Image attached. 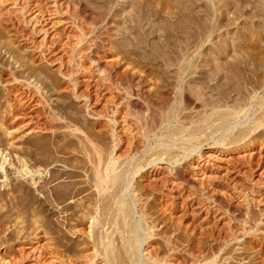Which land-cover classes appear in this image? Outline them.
<instances>
[{"label":"rangeland","instance_id":"rangeland-1","mask_svg":"<svg viewBox=\"0 0 264 264\" xmlns=\"http://www.w3.org/2000/svg\"><path fill=\"white\" fill-rule=\"evenodd\" d=\"M8 103L0 264L106 262L84 211L96 199L98 150L145 163L164 143L176 160L185 147L199 154L130 185L126 173L147 238L138 264L149 252L264 264V0H0V115ZM131 125L151 133L135 144ZM247 125H260L251 142L223 148ZM22 163L29 172L18 174Z\"/></svg>","mask_w":264,"mask_h":264},{"label":"bare ground","instance_id":"bare-ground-1","mask_svg":"<svg viewBox=\"0 0 264 264\" xmlns=\"http://www.w3.org/2000/svg\"><path fill=\"white\" fill-rule=\"evenodd\" d=\"M241 1V0H240ZM242 11V10H241ZM242 14V12H240ZM240 14V15H241ZM243 16V15H242ZM241 16V17H242ZM142 78V77H141ZM140 78V79H141ZM143 80V78H142ZM227 80V79H226ZM110 86V85H109ZM112 86V85H111ZM108 87V86H107ZM116 96V95H115ZM114 96V97H115ZM160 96V95H158ZM162 96V95H161ZM116 98V97H115ZM156 98V97H155ZM154 100V99H153ZM156 100V99H155ZM158 101V100H157ZM152 102V101H151ZM121 102H119L120 104ZM9 105L7 106L6 110H2L1 111V115H0V125L1 127L4 129V134L6 133L7 135H9L11 132L8 131L9 129L4 127V124L7 123V118H9L12 114V107L13 105L11 103H8ZM117 103V106L119 105ZM151 104V103H149ZM261 105V104H260ZM116 106V105H115ZM115 106L113 108H115ZM155 106V105H154ZM11 107V108H9ZM120 107V105H119ZM122 110V109H121ZM119 111L118 107L115 108V112L117 113ZM231 111V110H230ZM115 113V114H116ZM123 113V112H122ZM126 113V112H125ZM223 113V112H222ZM226 113V112H225ZM229 113V112H228ZM129 114V113H128ZM234 114V113H233ZM235 114H237L235 112ZM232 114H225L224 116L220 117L222 118V120L228 124L229 121L231 120ZM236 116V115H235ZM219 118V119H220ZM234 118V116H233ZM236 118V117H235ZM112 119H115L112 118ZM126 119V118H123ZM128 119V118H127ZM116 120V119H115ZM114 120V122H115ZM155 120V119H153ZM152 120V123L150 124V127H155V123ZM222 122V123H224ZM116 123V122H115ZM118 123V122H117ZM137 123V122H136ZM212 123V122H211ZM255 123V122H254ZM258 123V122H257ZM127 124V123H126ZM134 124V123H133ZM132 124V125H133ZM128 125V124H127ZM130 125V124H129ZM129 126L128 128H131L130 131H133V135L134 138L137 139L136 143H140L141 141L143 142L146 136H148V134L150 135V131L148 126H143L142 128L140 127V125L137 127ZM135 125V124H134ZM147 125V124H146ZM149 125V124H148ZM224 125V124H223ZM261 125V124H260ZM260 125L258 126H248L246 128H242L236 135V138L233 137L232 141H229L224 143L222 142L221 145L223 146V148H230L233 146V143H239L243 141V144H248V142L250 141V135L256 131ZM214 126V125H213ZM230 126V124H229ZM0 127V128H1ZM148 127V130L147 128ZM144 131H141V130ZM151 129V128H150ZM128 130V129H127ZM153 130V129H152ZM173 131V130H172ZM203 131V130H202ZM170 132V131H169ZM185 132V128H181L180 129H175L172 133L174 135H183V133ZM128 133V132H127ZM6 135V136H7ZM120 135V134H119ZM173 135V136H174ZM5 136V135H4ZM192 136V135H191ZM171 137V136H170ZM177 137V136H176ZM182 137V136H181ZM254 137V136H253ZM9 137H7L8 139ZM147 139V138H146ZM120 140V138H119ZM248 140V141H247ZM223 141V140H222ZM134 142V141H133ZM176 142V141H175ZM39 144V143H38ZM132 144V143H131ZM130 144V145H131ZM165 144V143H164ZM162 145V147H158L157 146L153 149H155L157 154V157L154 159L148 160L147 162L143 163L142 160H136L135 161V155H133L132 157H129L128 161L124 164V162L121 164L120 162H118V158H114L115 160H113V162H111V158L109 157V155L106 156L105 152L102 150L101 152H104L103 155L102 153L98 150L99 153H97L98 158L95 162L94 165V179H93V187L95 189V195H96V199L94 200V203L91 202L93 204H90L92 206V208L90 207V209L86 210L85 208V212L88 214L87 216H89V219L93 220L92 226H90L91 228H93V230L97 229L96 231L94 230L91 235L92 242L94 244V247L96 249V256H103L106 260V262H101V264H138L139 261L138 260V255H140V248L141 245L144 244L146 242V239H142L141 236H139V227L141 224V220L140 219H136L134 214H135V209L134 206L132 205V203H130L127 200V196L125 191L128 190V185L125 183L126 181V176L129 172L131 173V177L128 176L129 179V185L131 184V182L133 181V179L135 178V176H139V177H146L150 174H148V171L159 168L160 165L162 163H167L168 167L170 168H176V164L180 163L182 160L185 161L186 165H192V159L193 157V153H196L199 149V147H196L195 151H191L188 150L185 146L184 148V153L187 154L185 156L182 157V159L180 160H176V155H175V151L176 148L174 147V145ZM119 145L116 144L115 146L117 147ZM135 146V145H134ZM150 146V145H149ZM251 146V145H250ZM49 147V146H48ZM138 147V145H137ZM153 147V146H152ZM37 148V147H36ZM56 148V147H55ZM179 148H182L179 147ZM132 149V148H130ZM130 149H128L129 151H131ZM190 149V148H189ZM44 151V150H43ZM151 151V150H150ZM154 151V150H153ZM52 152V151H51ZM59 152V151H58ZM97 152V151H96ZM133 152V151H132ZM41 153V152H39ZM44 153V152H43ZM50 153V152H49ZM152 153V154H153ZM45 154V153H44ZM48 154V153H47ZM105 154V155H104ZM153 154V155H154ZM197 154H199L197 152ZM200 156V155H199ZM44 157V156H43ZM47 157V156H46ZM58 157V156H57ZM120 157V156H119ZM153 157V156H152ZM189 157H192V159H189ZM54 158V157H53ZM60 159V158H59ZM195 159V158H194ZM5 160L6 158L4 157V160L0 161V170L2 169V171H0V179L2 177L6 176V173H4V164H5ZM36 160V159H35ZM23 161V160H22ZM122 161V160H121ZM135 161V162H134ZM39 162V161H38ZM120 164L118 165L117 164ZM134 162V163H133ZM25 163V162H24ZM22 163V164H24ZM235 163V162H234ZM238 164V163H237ZM118 165V166H117ZM23 167H20L17 169L16 173H24V172H29L28 168L24 167L26 166V164L22 165ZM121 167V171H119L118 169ZM161 167H163L161 165ZM236 167V166H235ZM33 171V170H32ZM36 171V170H35ZM34 171V172H35ZM43 171V170H42ZM41 171V172H42ZM39 172V170L37 171ZM44 172V171H43ZM175 173V177L177 180H180L179 183L182 182H187L188 183V179L186 178V176H184V174H179V172L176 169ZM32 174V173H31ZM30 174V175H31ZM40 174V172H39ZM26 175V174H25ZM33 178V175H31ZM31 178V180H32ZM34 179V178H33ZM36 183V181H35ZM69 183V182H68ZM70 187V184H68ZM168 183V181L164 182V185H166ZM175 183V182H174ZM178 184V182H176ZM192 183V182H191ZM61 184V183H60ZM183 184V183H182ZM181 184V185H182ZM193 184V183H192ZM2 185H6L5 183ZM62 185V184H61ZM72 185V184H71ZM74 185V184H73ZM180 185V184H179ZM60 186V185H59ZM64 186H66L64 184ZM139 186V185H138ZM58 187V186H56ZM56 187L54 188V190L56 189ZM68 186H66L67 188ZM68 187V188H69ZM181 187V186H180ZM60 188V187H59ZM67 188V189H68ZM185 188V187H184ZM192 188V187H191ZM58 189V188H57ZM132 189V188H131ZM154 189V188H153ZM195 189V188H194ZM66 190V189H65ZM143 190V189H142ZM148 190V189H147ZM146 190V191H147ZM161 190V189H160ZM187 190V189H186ZM47 191V190H46ZM53 191V189H51V192ZM136 189L133 187L132 192L135 193ZM157 191V190H156ZM184 191V190H183ZM55 192H57L55 190ZM59 192L61 193V190L58 191L57 193L59 194ZM64 192V189H63ZM131 192V191H130ZM137 192V191H136ZM142 192V191H141ZM187 192L189 193V191L187 190ZM186 192V193H187ZM192 192V190H191ZM46 193V192H45ZM54 194V191L52 192ZM182 193V192H180ZM196 192L194 191L193 194H195ZM49 194V193H48ZM57 194V195H58ZM62 194V193H61ZM60 194V196H61ZM73 194V193H72ZM190 194V193H189ZM192 194V193H191ZM56 194H54L55 196ZM66 195V194H65ZM70 195V194H69ZM136 195V194H135ZM59 196V195H58ZM134 196V195H133ZM142 196V195H141ZM194 196V195H191ZM198 196V195H197ZM136 197V196H135ZM64 198V197H63ZM118 198V200H117ZM132 198V197H131ZM138 198V197H137ZM136 198V199H137ZM196 198V197H195ZM193 198V199H195ZM117 200V201H116ZM139 200L141 201V198L138 199L136 202H139ZM192 200V199H191ZM188 201V200H187ZM198 201V200H197ZM84 206V205H83ZM89 207V206H87ZM145 207V206H144ZM143 208V207H141ZM144 209V208H143ZM146 212V211H145ZM85 213V216H86ZM34 215V214H33ZM32 215V216H33ZM145 215V214H144ZM86 216V217H87ZM146 217V216H145ZM139 218V217H138ZM35 219V218H33ZM38 219V218H37ZM36 219V220H37ZM146 219V218H145ZM143 220V219H142ZM39 220H37L38 222ZM35 222V220H34ZM148 223V222H147ZM119 225V227H118ZM150 228V225H148ZM147 226V227H148ZM154 226V225H153ZM100 227L103 228V231H100L101 229H99ZM141 228V227H140ZM153 229V227L151 228ZM146 231V230H145ZM151 231V230H150ZM118 232V234H114ZM154 232V230L152 231ZM142 233V232H141ZM147 234V233H146ZM115 235V236H114ZM149 236H153L152 234ZM148 236V237H149ZM155 237V235L153 236V238ZM157 237V235H156ZM150 239V238H149ZM155 239V238H154ZM157 240V238H156ZM230 240V239H229ZM154 241V240H153ZM169 241V240H168ZM148 242V241H147ZM149 243V242H148ZM146 245V243H145ZM167 245V244H166ZM165 245V247H166ZM170 245V243H169ZM172 245L174 246V244L172 243ZM168 247V246H167ZM166 247V248H167ZM149 248V247H148ZM164 248V247H163ZM179 248V247H178ZM177 248V249H178ZM147 249V248H146ZM145 249V250H146ZM173 249V248H171ZM201 249V248H200ZM203 249V248H202ZM148 250V249H147ZM152 250V249H151ZM161 250V248H160ZM175 250V249H173ZM159 251V250H158ZM157 251V253H158ZM167 251V250H166ZM170 251V250H169ZM168 251V252H169ZM204 251V250H202ZM156 252V251H155ZM164 252V251H163ZM174 252V251H173ZM183 252V251H182ZM167 253V252H166ZM172 253V251H171ZM203 253V252H202ZM149 257L147 258V262L145 264H189V261L185 258L183 261H175L172 262L171 255H169L168 257H159L158 255H156L155 253H148ZM169 254V253H168ZM177 254V253H176ZM213 254V253H212ZM166 255V254H165ZM175 255V254H174ZM173 255V256H174ZM183 255V254H182ZM214 256L215 253L213 254ZM212 255V256H213ZM209 256V255H208ZM176 257V256H174ZM186 257V256H185ZM204 257V256H203ZM170 258V259H169ZM202 258V257H201ZM173 259V258H172ZM189 259V258H188ZM196 260V261H195ZM195 261V262H194ZM193 263L191 264H217V257H204L203 259H196L194 258ZM219 261V260H218Z\"/></svg>","mask_w":264,"mask_h":264}]
</instances>
